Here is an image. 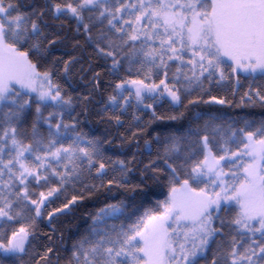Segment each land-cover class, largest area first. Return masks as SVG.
<instances>
[{
    "label": "snow or ice",
    "instance_id": "6c2138e0",
    "mask_svg": "<svg viewBox=\"0 0 264 264\" xmlns=\"http://www.w3.org/2000/svg\"><path fill=\"white\" fill-rule=\"evenodd\" d=\"M0 264H264V0H0Z\"/></svg>",
    "mask_w": 264,
    "mask_h": 264
},
{
    "label": "trees",
    "instance_id": "16d2710c",
    "mask_svg": "<svg viewBox=\"0 0 264 264\" xmlns=\"http://www.w3.org/2000/svg\"><path fill=\"white\" fill-rule=\"evenodd\" d=\"M77 79H79V77H77ZM81 83H83V82H81ZM235 111H239V109H236ZM245 111L255 112L257 118H259V116L261 114V110L258 108L257 109H251V110L246 109ZM97 127H99L100 130H103L104 126L98 125ZM114 195H115V193H114ZM160 198L163 199V196H161ZM87 210H94L91 202H89V204L85 208H82L79 211H77L74 216H70L67 218H63V217L61 218L64 221L63 227L65 229V235L66 236H73L74 237L86 228L88 221L85 218L84 213ZM44 230L47 231L46 228Z\"/></svg>",
    "mask_w": 264,
    "mask_h": 264
}]
</instances>
